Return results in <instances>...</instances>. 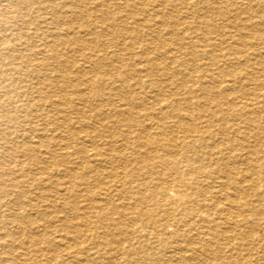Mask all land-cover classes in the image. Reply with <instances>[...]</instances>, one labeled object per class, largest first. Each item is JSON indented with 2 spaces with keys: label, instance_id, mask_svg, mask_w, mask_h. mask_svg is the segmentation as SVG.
<instances>
[{
  "label": "bare ground",
  "instance_id": "bare-ground-1",
  "mask_svg": "<svg viewBox=\"0 0 264 264\" xmlns=\"http://www.w3.org/2000/svg\"><path fill=\"white\" fill-rule=\"evenodd\" d=\"M77 1L0 0V264L264 261V0Z\"/></svg>",
  "mask_w": 264,
  "mask_h": 264
},
{
  "label": "rangeland",
  "instance_id": "rangeland-1",
  "mask_svg": "<svg viewBox=\"0 0 264 264\" xmlns=\"http://www.w3.org/2000/svg\"><path fill=\"white\" fill-rule=\"evenodd\" d=\"M74 1V2H73ZM87 0H84V2H86ZM90 3H89V2ZM87 1V6H89L90 7V9L92 10V12H95L96 14H100L98 11H100V10H97V7L95 6V4H94V2H91L90 0H88ZM71 2L72 3H77L78 4V1L77 0H71ZM185 5V4H184ZM94 7H96V8H94ZM32 8H33V4H28V7H27V10L29 11V12H31V10H32ZM97 12H96V11ZM103 10H106L105 8H103ZM111 9H108V12L110 11ZM21 11H22V9H21ZM24 11H26V9H23V12L22 13H24ZM112 11V10H111ZM188 13V14H187ZM187 13H185L184 11L182 12V21H187V22H191V23H194V22H198V20H196L197 18H195V15L193 14V13H189V12H187ZM75 14H77L76 16H77V18H79L81 21H83V22H85L86 21V18L85 17H83L84 18V20H83V18H82V15H80L81 13L77 10L76 11V13ZM176 13H174V15H175ZM184 14H185V16H184ZM34 15V14H33ZM33 15H31L30 14V16H32L33 17ZM193 15V16H192ZM210 15H212V17L213 16H215L214 15V13L213 14H210ZM79 16H81V17H79ZM192 16V17H191ZM187 19H186V18ZM30 20H36V17L34 16V19H30ZM194 20V21H193ZM150 22H145V23H142V25H144V24H149ZM151 24V23H150ZM25 26V27H24ZM30 26V25H29ZM28 25L26 26V25H22L21 24V22H20V33L22 32V38H21V41H24V42H26L28 45H29V47H28V45H27V47L25 48H23V47H21L20 48V50H19V52H20V58L22 57H24L25 58V56L29 53V51H27L28 50V48H30V46H31V48L30 49H32V52H34V51H38L39 49H40V45H41V40H42V38H43V32H42V29L43 28H41V30H38L37 31V29H38V27L36 28V26H30L29 27ZM32 27H35V31H34V29L32 28ZM130 27H131V25H130ZM24 29V30H23ZM29 29V31L27 32V30ZM25 31V32H24ZM31 31H34V32H31ZM25 33H28V37H27V35L25 34ZM41 34V35H40ZM114 35H116V37L117 36H119L118 35V33H116V34H114ZM26 36V37H25ZM30 37V38H29ZM119 37H117V39H118ZM26 40V41H25ZM28 41V42H27ZM39 41V42H38ZM41 41V42H40ZM187 42V41H186ZM40 43V44H39ZM21 49H23V50H21ZM72 53V52H71ZM71 53L69 54V57H68V60H69V62H70V60H71V58L72 57H70L71 56ZM26 54V55H25ZM73 54L74 55H76V56H78V55H80V54H75V53H72V56H73ZM54 62H51L50 63V65L52 64V66H54L55 65V63L53 64ZM69 64V63H68ZM67 64V65H68ZM21 66H23V68H21ZM11 67L10 66H4V71H6L7 69H10ZM33 69V67H30V68H28L27 69V67L25 68V66H24V63L22 62V60H20V73L21 74H18V73H16L15 75V77L16 78H18V79H22V80H20V86H22V87H27V86H30V85H34L35 83H36V80L34 79V77H33V75H32V71L31 70ZM9 71V70H8ZM39 72L41 71V72H44L43 70H38ZM8 73V72H7ZM24 74V75H23ZM34 74V73H33ZM19 76V77H18ZM21 77V78H20ZM23 91H24V93H25V89H23ZM27 93H28V91H27ZM25 94V98L26 99H34L35 98V95H33V93H31V91L28 93V94ZM30 94H31V96H30ZM27 96H29L28 98H27ZM24 98V99H25ZM44 101H47V100H45L44 99ZM88 110L86 109H84V112L86 113ZM86 114H89V112H87ZM71 117H74V115H71ZM50 129H52V126H50L49 127ZM0 133H5L6 132V130H5V126H0ZM2 135V134H1ZM35 135H36V133L34 132L31 136L34 138V139H36L35 138ZM12 139H9V141H8V143H7V146L8 147H10L11 145H19L18 143H16V141H19V139H20V144L22 143V138H18V137H16L15 135H13L12 137H11ZM10 141H11V144H10ZM0 142H1V144H2V141L0 140ZM4 144V143H3ZM10 144V145H9ZM56 152H58V150L56 151ZM34 155L36 156V158L39 160H42V161H44L45 160V157H44V155H41L39 152H37V150L35 151L34 150ZM40 157V158H39ZM7 159V160H6ZM6 159H4L5 161H7L6 162V164H13V162H19V160H20V163H23V165H25V167H30V166H28V160H27V157L24 155V153H22V151L20 150V153H16V156L14 157V159L13 160H11V159H9L8 160V158H6ZM9 161V162H8ZM29 164H31V162L29 163ZM40 175V174H39ZM24 179H26L25 177H22V178H20V180H24ZM53 180H54V178H52ZM69 178H67L66 179V181H70L71 179H69ZM51 180V179H50ZM53 180H51V181H53ZM36 192H38V190H35ZM21 201L22 200H24V198H21L20 199ZM83 201V200H82ZM82 201H80L79 202V204L80 205H83V204H85V202H82ZM52 211H54V209H52L51 210V212ZM21 240H24V238H20ZM253 243H256V241L254 240V241H252ZM257 248V246H254L253 247V252H256V248ZM249 248H252V246L250 247L249 246ZM256 249V250H255ZM259 251L261 252L262 250H257V252L259 253ZM21 252H24V251H21ZM260 255L261 254H264V252L262 251L261 253H259ZM30 256H31V258L33 257V256H35V255H37V253L36 252H31L30 251V254H29ZM24 258V257H23ZM26 258V257H25ZM120 264H121V262H119ZM264 263V261H261V263H260V261H257V262H255L254 264H263Z\"/></svg>",
  "mask_w": 264,
  "mask_h": 264
}]
</instances>
